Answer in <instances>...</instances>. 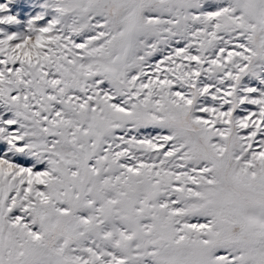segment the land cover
<instances>
[{"label": "snow or ice", "instance_id": "obj_1", "mask_svg": "<svg viewBox=\"0 0 264 264\" xmlns=\"http://www.w3.org/2000/svg\"><path fill=\"white\" fill-rule=\"evenodd\" d=\"M0 264H264V0H0Z\"/></svg>", "mask_w": 264, "mask_h": 264}]
</instances>
